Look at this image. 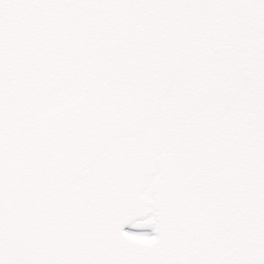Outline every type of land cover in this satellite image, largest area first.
Instances as JSON below:
<instances>
[{
  "label": "snow or ice",
  "instance_id": "snow-or-ice-1",
  "mask_svg": "<svg viewBox=\"0 0 264 264\" xmlns=\"http://www.w3.org/2000/svg\"><path fill=\"white\" fill-rule=\"evenodd\" d=\"M0 264H264V0H0Z\"/></svg>",
  "mask_w": 264,
  "mask_h": 264
}]
</instances>
